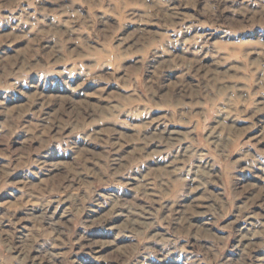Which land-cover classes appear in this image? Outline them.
I'll use <instances>...</instances> for the list:
<instances>
[{"label":"rangeland","instance_id":"rangeland-1","mask_svg":"<svg viewBox=\"0 0 264 264\" xmlns=\"http://www.w3.org/2000/svg\"><path fill=\"white\" fill-rule=\"evenodd\" d=\"M0 264H264V0H0Z\"/></svg>","mask_w":264,"mask_h":264},{"label":"bare ground","instance_id":"bare-ground-1","mask_svg":"<svg viewBox=\"0 0 264 264\" xmlns=\"http://www.w3.org/2000/svg\"><path fill=\"white\" fill-rule=\"evenodd\" d=\"M155 135V134H154ZM169 139V138H168ZM134 223V222H133ZM21 251V250H20Z\"/></svg>","mask_w":264,"mask_h":264}]
</instances>
